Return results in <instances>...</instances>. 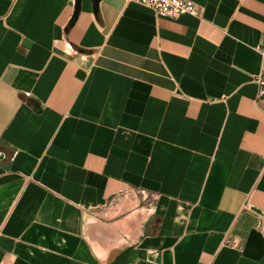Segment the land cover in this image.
<instances>
[{"label":"crops","instance_id":"obj_1","mask_svg":"<svg viewBox=\"0 0 264 264\" xmlns=\"http://www.w3.org/2000/svg\"><path fill=\"white\" fill-rule=\"evenodd\" d=\"M0 0V264H264V0Z\"/></svg>","mask_w":264,"mask_h":264},{"label":"built area","instance_id":"obj_2","mask_svg":"<svg viewBox=\"0 0 264 264\" xmlns=\"http://www.w3.org/2000/svg\"><path fill=\"white\" fill-rule=\"evenodd\" d=\"M151 8L157 16L178 19L184 14L199 16L200 7L192 0H129ZM260 67L255 76L256 99L264 102V42L257 47Z\"/></svg>","mask_w":264,"mask_h":264}]
</instances>
